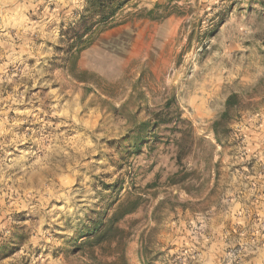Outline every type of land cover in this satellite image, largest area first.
Returning a JSON list of instances; mask_svg holds the SVG:
<instances>
[{"label":"rangeland","instance_id":"rangeland-1","mask_svg":"<svg viewBox=\"0 0 264 264\" xmlns=\"http://www.w3.org/2000/svg\"><path fill=\"white\" fill-rule=\"evenodd\" d=\"M84 3L0 0V264H264V0Z\"/></svg>","mask_w":264,"mask_h":264},{"label":"trees","instance_id":"trees-1","mask_svg":"<svg viewBox=\"0 0 264 264\" xmlns=\"http://www.w3.org/2000/svg\"><path fill=\"white\" fill-rule=\"evenodd\" d=\"M134 0H85L84 7L80 12L79 18L70 23L62 30V41L68 48L67 54L71 56L79 52L81 46L87 43L90 35L98 28L104 27L112 22L115 17L120 14L128 5ZM74 48L76 49L74 51ZM238 94L232 93L227 97L226 110L219 119L213 122V129L215 130L216 139L218 142L222 140L219 135V128L224 123L229 115L230 108L238 104ZM127 210H119V214L122 215ZM118 214V212H117ZM118 214V215H119ZM113 218L107 223L111 224ZM103 223L102 221L100 222ZM98 229V228H97ZM107 232V228L104 227L97 233V240L100 242L104 239ZM93 231L89 230L88 234H92Z\"/></svg>","mask_w":264,"mask_h":264},{"label":"bare ground","instance_id":"bare-ground-1","mask_svg":"<svg viewBox=\"0 0 264 264\" xmlns=\"http://www.w3.org/2000/svg\"><path fill=\"white\" fill-rule=\"evenodd\" d=\"M218 92V91H217Z\"/></svg>","mask_w":264,"mask_h":264}]
</instances>
